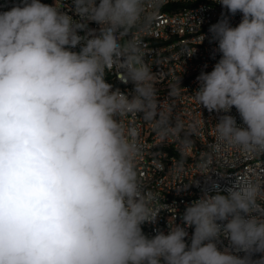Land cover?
<instances>
[{"label": "clouds", "instance_id": "1", "mask_svg": "<svg viewBox=\"0 0 264 264\" xmlns=\"http://www.w3.org/2000/svg\"><path fill=\"white\" fill-rule=\"evenodd\" d=\"M218 2L242 20L209 28L221 56L197 77L195 100L209 112L234 107L243 126L221 116L218 141L261 154L264 0ZM148 3L163 0H71L74 15L21 0L0 12V264H264L252 259L264 253V188L250 180L226 195L212 182L215 194L186 206L183 226L142 230L164 208L139 178L138 133L124 119L142 114L164 134L168 116L141 42L123 38L153 17ZM114 69L134 85L131 98L106 82Z\"/></svg>", "mask_w": 264, "mask_h": 264}, {"label": "built area", "instance_id": "2", "mask_svg": "<svg viewBox=\"0 0 264 264\" xmlns=\"http://www.w3.org/2000/svg\"><path fill=\"white\" fill-rule=\"evenodd\" d=\"M41 2L74 15L71 0ZM20 3L21 0H0V12ZM147 12L155 14L124 38L141 42L144 61L154 77L159 110L168 116L167 131L161 134L154 123L143 120L142 114L126 117L124 124L138 133L141 150L136 170L139 178L146 189L158 195L157 206L164 208L154 223L142 225L143 232L151 237L157 231L167 233L169 225L174 223L183 226L181 217L186 206L205 192L215 194L212 182L217 183L221 194L225 195L227 188L245 180L264 188V153H246L218 141L215 124L227 114L243 126L238 112L234 107L230 113L209 112L200 107L194 95L199 88L197 77L201 72L212 71L221 56L209 28L224 18L235 27L241 22L242 14L231 15L218 0H163L158 10L148 3ZM88 28L98 30L99 25L89 22ZM86 31L79 34L85 35ZM72 50L79 51V46ZM105 79L113 90L119 89L131 98L134 85L123 80L122 70L114 69ZM195 181L198 184L184 188ZM186 231L185 241L190 244L194 227ZM217 246L223 250L229 246V241L221 238ZM261 257L264 253H255L252 259Z\"/></svg>", "mask_w": 264, "mask_h": 264}, {"label": "rangeland", "instance_id": "3", "mask_svg": "<svg viewBox=\"0 0 264 264\" xmlns=\"http://www.w3.org/2000/svg\"><path fill=\"white\" fill-rule=\"evenodd\" d=\"M124 41H126V38L123 39ZM123 42V41H122Z\"/></svg>", "mask_w": 264, "mask_h": 264}]
</instances>
